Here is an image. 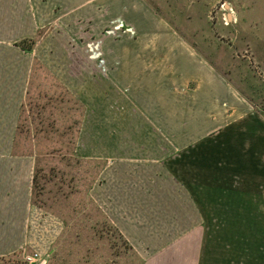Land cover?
Masks as SVG:
<instances>
[{
  "label": "crops",
  "instance_id": "obj_1",
  "mask_svg": "<svg viewBox=\"0 0 264 264\" xmlns=\"http://www.w3.org/2000/svg\"><path fill=\"white\" fill-rule=\"evenodd\" d=\"M168 3L0 0V257L23 254L27 246L45 247V227L40 231L46 217L35 211L31 201L35 170L47 161L46 146L41 151L32 145L61 147L64 120L72 128L74 118L78 121L77 158H82L76 152L83 149L79 144L85 127L87 143H102V152L87 150L90 154L83 160L101 164L103 186L113 184L116 175L125 176L126 167L146 160L155 176L182 181L164 189L167 197L171 193L181 197L173 208L182 212L169 219L151 217L147 222L137 211L109 217L118 234L138 252L142 264H264V166L218 168V176L232 177L229 183L218 182V199L207 200L206 194L192 198V191L206 193L207 186L183 181L187 170L177 161L184 160V145L201 142L212 130L218 134L231 130L250 106L239 103V91L244 90L238 78L221 61L218 69L213 66L165 17V10L174 8ZM246 9L257 7L249 2ZM80 34H86L84 51L89 64H97L82 84L88 91L71 86L72 91H63L67 79L80 87L78 64L84 58L78 55V47L73 51ZM26 41H33L31 50L18 46ZM259 56L252 59L264 78L260 66L264 54ZM63 95L82 105L85 118L81 122L77 110L73 115L68 111L64 119ZM248 117V123H253H239L245 124L240 131L264 144V120L253 113ZM122 141L134 145L135 151L106 153V144L110 147ZM144 144H151V154L143 155ZM134 185L133 192H139L141 184ZM118 203L120 208L142 204L135 195L133 200ZM165 223L202 228L213 223L218 229L201 233L191 226L173 230L172 225L166 230L160 226Z\"/></svg>",
  "mask_w": 264,
  "mask_h": 264
},
{
  "label": "rangeland",
  "instance_id": "obj_2",
  "mask_svg": "<svg viewBox=\"0 0 264 264\" xmlns=\"http://www.w3.org/2000/svg\"><path fill=\"white\" fill-rule=\"evenodd\" d=\"M168 2L174 8L166 9L165 17L172 21L171 24L175 28L181 29L180 34L213 66L218 69V61H221L224 69L238 78L237 83L244 90L239 91L242 95L239 103L250 106L249 112L236 122L231 130L222 134H218V130H212L201 142L184 145V149L187 150L183 154L184 160L177 161V164L183 163V167L187 170L182 176L185 183H201L207 186L206 193L192 191L190 193L192 198L206 194L207 200L218 199V182L224 179L229 183L232 178L225 175L218 176V168L264 166L262 159L264 144L258 138H253L254 135L241 132L239 129L245 125L239 123H248L251 120L250 117L247 118L250 113L258 116L260 121L264 120V78L258 74L252 59L253 56L255 59L261 58L260 52L264 54V0H168ZM249 2H254L257 7L256 10L253 9L254 13L246 9V4ZM242 5L244 8H240ZM250 11L252 13H248ZM85 35L80 34L78 41L75 42L78 45L73 44V51L78 47V55L84 58V60L80 59L78 64L80 87L70 85L75 81L67 79L63 85V91H72L70 86L79 91H88L86 85L82 84L86 82L90 71L97 63L89 64L87 60V54L84 51L87 48ZM260 66L264 68V64ZM62 100L64 119L69 117L68 111H71L73 115L75 110L79 115V122L85 118L82 105L74 104L67 95H63ZM73 121L75 124L70 128L67 127L69 122L64 120L61 147L58 144L32 145L41 151H45L42 146H46L47 154L46 163L35 170V182L32 186L31 202L37 208L35 211L38 213L40 210V213H44L46 217V221L41 222L40 231L42 233V228L45 227L46 245L38 251L47 259V264H142L138 252L129 241H125L118 234V230L111 224L109 217H119L120 212L125 215L128 211H137L147 222L151 221L147 220L151 217L157 219L159 216H166L169 219L170 216L182 212L180 208H173L175 206L173 202L181 197L173 196V193L167 197L168 194L164 189L169 184L182 183V181L178 182L175 178L171 180L166 175L155 176V170L146 164V160L142 161L144 164L141 165L134 167L129 165L130 167L123 170L125 176L116 175L112 177L115 180L113 184L103 186V177H99L101 164H90L89 161L83 160V157L90 154L88 152L90 149L94 153L102 152V143H87L85 127L81 130L82 144H79L83 149L76 152L82 158H77L74 152V140L77 131L75 125L78 121L74 118ZM251 123L253 122L250 121L248 124ZM146 133L150 135L149 132ZM150 137L151 135L148 136L149 141ZM106 147V153L110 150V155L116 152H122L121 155H123L126 151H135L134 145L124 141L121 144H111L110 147L106 144ZM150 147L151 144L143 145V155L151 154ZM54 157H57L56 161ZM60 157L62 161L59 160ZM200 169L205 172L195 174ZM132 172L139 175H133ZM135 183L141 184L137 193L133 192ZM182 194L185 197L189 195L187 192ZM134 195L138 204L142 202L141 206L127 207L128 209L118 206V201L133 200ZM107 201L109 203H106ZM172 225L173 230L180 231L181 228L183 230L191 226L196 227L192 230L201 231V233L215 231L218 226L213 223L203 225V228L186 223L170 225L165 223L160 226L169 230ZM38 228L36 220V238ZM34 251L36 248L27 246L24 253ZM22 255L16 253L8 257H0V264H23Z\"/></svg>",
  "mask_w": 264,
  "mask_h": 264
},
{
  "label": "built area",
  "instance_id": "obj_3",
  "mask_svg": "<svg viewBox=\"0 0 264 264\" xmlns=\"http://www.w3.org/2000/svg\"><path fill=\"white\" fill-rule=\"evenodd\" d=\"M22 262L23 264H47V259L41 255L40 251L36 250L28 254L23 252Z\"/></svg>",
  "mask_w": 264,
  "mask_h": 264
},
{
  "label": "trees",
  "instance_id": "obj_4",
  "mask_svg": "<svg viewBox=\"0 0 264 264\" xmlns=\"http://www.w3.org/2000/svg\"><path fill=\"white\" fill-rule=\"evenodd\" d=\"M25 43H27L29 46L28 48H26V46H23ZM32 45H33V41H26L24 43H20L18 44V46H20L21 48L25 49V50H31L32 48ZM25 47V48H24ZM34 182H35V178H34Z\"/></svg>",
  "mask_w": 264,
  "mask_h": 264
}]
</instances>
